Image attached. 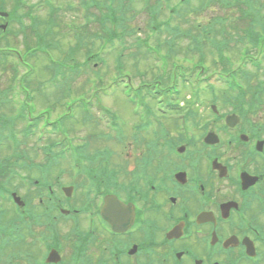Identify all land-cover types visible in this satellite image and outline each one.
<instances>
[{"label":"flooded vegetation","instance_id":"1","mask_svg":"<svg viewBox=\"0 0 264 264\" xmlns=\"http://www.w3.org/2000/svg\"><path fill=\"white\" fill-rule=\"evenodd\" d=\"M246 119L240 117L238 128L230 129L219 149L203 145V140L182 143L173 158L161 164L153 159L149 170H130L132 193L127 194L123 185L121 195L134 210H129L130 226L121 230L103 215L104 201L92 184V190L82 185L68 196L66 186L61 191L47 187L40 178L41 167H33L29 173L37 174L35 186L24 187L29 197L20 189L25 202L6 207L0 223L14 228L9 221H17V230L8 229L3 236L12 246L34 224L35 251L18 254L23 264H264V140L257 123ZM66 161V176H71V160ZM63 163L60 159L58 165ZM160 166L165 171H158ZM67 204L74 206L69 215L76 229L62 230L57 224L56 209ZM43 215L49 224L39 233ZM121 215L125 220L130 216ZM53 249L60 259L48 263Z\"/></svg>","mask_w":264,"mask_h":264},{"label":"rangeland","instance_id":"2","mask_svg":"<svg viewBox=\"0 0 264 264\" xmlns=\"http://www.w3.org/2000/svg\"><path fill=\"white\" fill-rule=\"evenodd\" d=\"M29 4L33 6L34 9H37V13L41 18L42 15H44L47 12L49 3L48 0H29ZM143 0H133L132 2L127 1V6L130 7H124L122 9V13H124V16L127 19V23L129 25L130 30L136 29L140 31H135L133 34L127 35L128 44L122 46V44L117 48H110L111 43H109L108 39H104L105 34H102L103 31L99 30V28L94 29L93 27L91 30H88L86 25L88 24V21L84 18L87 16V13L83 14L84 11H77L74 12L66 10H60L59 11V17L64 19L66 22H74L76 26L81 27L83 30L89 31L90 33H87L86 36L83 35V40L85 42H90L94 44L91 48L92 51L96 54V60L92 61V67L95 63H97V66H94V72L97 73L100 70V73L103 77V86L106 88H101V92H114L113 95H110L109 97L105 95H100L97 97V100L95 103L102 105L104 108L108 110H112L114 112H117L121 118L120 122H116L115 126L118 132L122 133L119 138L125 140L127 138V134L129 135L132 131L130 129L133 127L134 130H138L137 127L138 124L145 122V121H152L154 123L157 122L158 119L161 120V123H165L166 125H175V121L169 120L168 121L163 118L162 114L158 110L161 106H159L160 100H163L164 104L169 105L171 103H175L173 99L176 100V102H181V106L184 107L180 110L175 109H166L165 112L168 116H176V115H185L186 110L189 107L195 106L196 103V96L193 94V92L189 91V88L185 85L183 80H178L176 85H173V79L174 76L175 79L181 78L182 75H190L191 79L198 80L199 89L200 92H204V95L201 97L206 102L204 103L205 106L198 109L200 110H209V107L213 104L212 98L216 95L217 99H220V101H217L218 105L221 106V109H228V107L223 104V101L226 99L232 103L235 101L236 93H232L230 91V87L226 83V78H230L232 75L231 70L237 68H240L243 63L244 67L246 66V61L243 60V53L245 51V48H242L243 46H236L233 45L231 49H228L230 60L225 62H219L218 59V50H205V59L203 64H199V56L198 51L194 50V45L189 44V40L186 38L181 37L178 41V49L175 52H172L170 54L168 53L166 48L163 47L161 49V54L163 53L165 55V60L161 57V55L157 54L156 56L150 51L147 53L140 47H142V41L141 38L146 39L151 46L157 45L158 41L157 38L159 37L158 32H155L151 29L152 26V20L150 21V17L152 15L145 10L144 4L142 2ZM155 0H153L154 2ZM180 1L181 0H173L171 3L167 4L164 2L163 7V14L159 16L160 19L169 18L170 12L172 7H180ZM193 1V0H192ZM206 1V0H205ZM51 4L58 5L65 9L67 5L72 3V5L75 8H80L79 6V0H51ZM152 2V0H151ZM118 2L114 3L117 5ZM201 2H191L189 5H184L182 7V10L180 11L181 14L185 15V19H187V24H184V21L182 19L175 20L174 23H179L181 25L187 26V28H192L195 32V23L196 21H202L203 23H207L211 19L210 10L207 8H201ZM12 2L9 1L6 3V6L10 10L12 7ZM182 5V4H181ZM28 10V7L26 8ZM81 9V8H80ZM94 11H98L96 8H92ZM199 9V10H198ZM25 11V10H23ZM89 18V16H88ZM15 20V19H14ZM8 22L9 19L3 20L2 23ZM18 20H15L13 23L14 29L12 30H20L23 29L22 27H19ZM29 24V23H27ZM32 25V23L30 24ZM155 27V26H153ZM219 27V26H218ZM37 31H42L44 29L45 32L51 33L52 28L49 26H46L45 28L42 25H39L37 27ZM128 30V31H130ZM60 33H56V35L51 39L58 40L60 43L58 44V50L56 52L57 57L64 58L66 51L69 49L70 45H74L75 41L77 40L76 36L74 37V33L66 29L65 31L62 30V27H60ZM97 36V38H96ZM162 40L163 35L161 36ZM39 42L38 37L36 36L35 31L33 30V26L29 27V29H26L23 34H19L15 38V43L12 42L13 45H15L19 51L25 55L23 59L25 58L27 60V63L33 67L36 68L37 71H34L33 76L31 75V78L29 81L31 82V88L35 89V97L32 96L33 92H31L29 98V103L31 106L34 104L36 112L34 113L36 118H39L43 121V116H46L48 113H51V116L53 117L52 121L56 118H60L62 114L60 115V112L62 109H60L61 104L65 101V96L69 90L70 86L67 84H63L65 79L64 77H59L56 81L52 79V72L50 67L48 66L50 60L47 59V55L42 53L40 49L37 47V43ZM46 41L44 40L43 43ZM120 43L117 39H115L114 44ZM1 46L4 47L3 41L0 42ZM113 44V45H114ZM193 45V46H192ZM103 46L104 48H100ZM192 46V50L190 47ZM106 47V48H105ZM126 47V49H123ZM189 47V49H188ZM10 48H13L10 45ZM140 49V50H139ZM117 51H124V57H123V68L118 70L117 65V58H118V52ZM252 54L257 55L258 52L255 51ZM162 58V59H161ZM100 66V67H99ZM204 66V74L202 73V67ZM254 67L248 66L247 70L251 73H255L256 70L253 69ZM29 68L27 66L20 67L17 75V79L13 76V74L8 70L5 69L4 65L2 64V60H0V90L2 91L4 88H7L10 83L14 85L15 91L11 93L9 98H14L19 95L18 92H20L19 88V80L22 78H25V74L29 73ZM197 70V71H194ZM94 72L90 74V77L87 76V78H90L94 80L96 78V74L94 75ZM194 72V73H193ZM193 74V75H192ZM119 77L120 81L123 82L122 85H116L117 83H114V80ZM195 75V76H194ZM261 79H264V74H260ZM209 77V79L207 78ZM226 77V78H225ZM206 78V79H205ZM223 79V80H221ZM68 80V79H67ZM78 78H76V82L69 81V84L74 86V92H77L74 94V96H80L82 95V92H94L89 89V86L85 84L87 82L86 78L81 81H77ZM130 81V84L133 86H128L124 88V84L126 81ZM85 81V83H84ZM163 81V82H162ZM242 83L245 82V80H240ZM158 82H161V85H158ZM39 84V85H38ZM115 85L114 87L112 85ZM36 85V86H35ZM173 87V92H181L178 96L174 95L172 98H165L164 95H161L159 92H168L169 88ZM213 87V88H212ZM39 88V89H37ZM212 88V89H211ZM227 90V91H226ZM140 91V92H137ZM49 93L51 94L48 99L45 95H42V93ZM73 92V93H74ZM228 92H231V94H228ZM145 93L148 95H145ZM157 93V94H156ZM161 95V96H160ZM146 97H149V99ZM23 97L20 102L24 103ZM90 100V99H89ZM148 102V103H146ZM150 102V103H149ZM162 102V101H161ZM190 103L189 105L187 103ZM21 104V105H22ZM76 103H74L73 107ZM79 104V102H77ZM150 104V105H148ZM50 105L56 106L52 111L47 109L48 111L43 112L41 108ZM164 105V106H166ZM189 106V107H187ZM7 109H4L3 112L6 113V115L11 118V121H15L14 116L17 118L18 121H21V117L23 116V113L21 111H12L9 108V103L6 104ZM11 107V105H10ZM231 107V106H230ZM71 108V107H69ZM33 109V108H32ZM41 109V110H40ZM178 112V113H177ZM262 118H264V112L259 113ZM14 115V116H13ZM100 116V115H97ZM79 117V116H78ZM166 117V116H165ZM69 118V119H68ZM67 126L68 128L75 126V121L70 118V115L67 116ZM40 120V121H41ZM80 120V119H78ZM83 121V120H82ZM36 124V123H35ZM86 124V123H85ZM18 127H23V124H17ZM42 123H40V133L44 136L43 140H40L38 145L33 146L32 140L29 141L27 145V150L33 157V161H37L39 159V156H44L46 153L43 150V147H40L42 143H44L50 135L53 137V139H50L49 141L53 140H60L62 135L57 132L56 129L52 130V126L50 124L51 128H48V132H45L43 130ZM127 128V129H126ZM196 133H199V130L195 127ZM75 132H72L75 136V140L78 141L82 140L83 137L86 135L95 134L94 130H98V126L96 124H90V125H82L78 128L76 126L74 129H72ZM110 130L107 129L106 132H109ZM133 133V132H132ZM131 133V134H132ZM130 134V136H131ZM47 135V136H46ZM60 135V136H59ZM64 135V145L62 146L64 149V154H97V151L101 152L102 149H95L91 146L90 139L86 142L80 144L82 146L81 148H78L79 146L72 143L75 142L74 138H71L66 132H63ZM135 135V134H134ZM46 136V137H45ZM141 135H135V137H139ZM19 137V136H18ZM51 137V138H52ZM59 137V138H58ZM80 143V142H79ZM37 147H40L37 148ZM58 145H56L55 150H57ZM122 148V151L119 150L121 156L118 158L121 162H124V164H128L130 166V169H133L132 166L136 164L135 162V154L140 153L141 148H138V145L133 141V139H127L126 144L124 145V148ZM54 150V151H55ZM12 150L8 148L7 149H0V158H3L5 156H9L12 154ZM103 152L105 154V157H108L111 155L106 148L103 149ZM112 152V151H111ZM43 158V157H42ZM123 158L128 160V163L123 160ZM82 159H86L85 156L82 157ZM75 162V161H74ZM132 163V165H131ZM69 164V161L64 162L63 164H60V166L66 168ZM134 164V165H133ZM72 165V164H71ZM70 166V165H69ZM98 167L100 168V164H98ZM169 168V167H168ZM151 176H154L150 174ZM65 178H63V183L60 184L61 186H67L69 185V178L71 176L66 174L64 175ZM67 177V179H66ZM19 183V181H17ZM20 189H23V185L19 186ZM34 187H31L29 189H33ZM59 191H61V187H57ZM34 191V190H33ZM32 191V193H33ZM23 196L29 197L28 190L25 188L21 191ZM32 199V198H31ZM38 200L33 201V206L37 207ZM44 210V207L41 208V211ZM17 217V214H16ZM48 218L46 215L42 216L40 225L37 227V231L44 232V230L47 227ZM43 224V226H41ZM26 227V226H25ZM12 229V228H10ZM29 231H33L32 228L29 229ZM36 232V231H35ZM21 245V244H20ZM27 249V248H25Z\"/></svg>","mask_w":264,"mask_h":264},{"label":"trees","instance_id":"3","mask_svg":"<svg viewBox=\"0 0 264 264\" xmlns=\"http://www.w3.org/2000/svg\"><path fill=\"white\" fill-rule=\"evenodd\" d=\"M223 6V12L222 14H218L211 20H209L207 23H202L199 21H196L195 32L191 29H183V32H176L178 28H173L170 24V21L164 24V31H166L167 39L166 41L173 40L174 36L177 33H181L184 36L190 37L188 40H191L195 43L194 50H198L199 54V63L203 64L205 59V50H218V56L223 58L225 56V51L228 49V47L232 44H245L246 42H252L254 45H256L260 40H263L264 44V0H218ZM210 4V3H209ZM213 5V4H211ZM208 10H212L214 6L208 5ZM114 15V14H113ZM111 15L108 18H105V23L113 16ZM118 21L121 22L118 24L117 29L112 32H104L105 39H108L110 45L115 47L114 42L115 39H117L122 46L125 44V36L132 33V31L129 28L128 24H125V18L123 17H117ZM112 20L117 21L112 18ZM118 22V23H119ZM219 26V27H218ZM176 29V30H175ZM130 30V31H128ZM90 33V32H88ZM86 32H77V37H79L77 46H80L83 41V35L86 36ZM91 42V41H90ZM89 42V43H90ZM119 43V44H120ZM93 44V43H92ZM114 44V45H113ZM120 44V45H121ZM126 48V47H124ZM191 48V47H190ZM77 50L76 47H73L69 54L71 52H75ZM192 50V49H191ZM245 51H248V48L245 49ZM250 51V49H249ZM124 53L122 55L118 56V62L120 65H122L121 57H123ZM68 58H72L68 56ZM259 61V60H258ZM67 60H64L61 63L54 64L53 69L55 70V77H64L66 78L63 84H67L70 86L69 81L75 82L76 78L80 75L84 74L85 70L84 68L80 69L79 67H70L68 65H65ZM261 62H258V65ZM261 65V64H260ZM260 66L256 68L255 73H242L243 77L246 79L247 84V90L249 92H264V79H261V70ZM262 69V68H261ZM90 74H88L89 76ZM83 76V75H82ZM68 79V80H67ZM89 80V79H88ZM87 80V81H88ZM90 85L91 89H98L100 86L103 85V79L98 75V78L95 80H89L88 86ZM25 90L29 91V86L24 85L23 86ZM72 87V88H71ZM69 92H73L74 86H70ZM1 92V90H0ZM5 92V91H2ZM168 92H173L172 90L168 89ZM245 92V91H242ZM4 121L0 118V122ZM115 121V119H114ZM116 122V121H115ZM101 122L98 123V130L99 132H96V135H99L100 133V139L99 141L96 140L94 143L93 138H90L91 146L95 149H102L101 153L104 154L103 149L106 148V150L111 153V150L105 145H99L104 138V126L102 128ZM89 140V139H87ZM87 140L83 141L82 143L86 142ZM81 143V144H82ZM78 148H81L80 144H78ZM48 151V148L46 149ZM81 154V153H79ZM7 191V188H5L3 185H0V197L3 196V193Z\"/></svg>","mask_w":264,"mask_h":264}]
</instances>
